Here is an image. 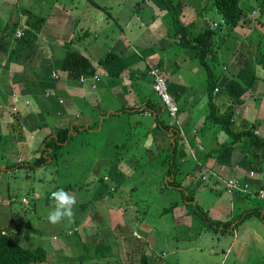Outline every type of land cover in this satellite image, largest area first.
<instances>
[{"label": "rangeland", "instance_id": "1", "mask_svg": "<svg viewBox=\"0 0 264 264\" xmlns=\"http://www.w3.org/2000/svg\"><path fill=\"white\" fill-rule=\"evenodd\" d=\"M136 2L138 0H20L18 6L23 10L31 11L30 16L23 14L25 21H33L35 26H40L41 22H45L43 32L47 37H58L53 33V29H56L61 21H69L66 32H69L72 26L76 28L75 32H81V29L93 28V25L86 23L85 18L100 19L101 21H103L102 18H105L104 21L108 20V23L101 25L100 21L96 28V32L100 34L98 40H101V46L104 47L108 43L104 42L105 38L101 35L104 28L110 24L108 29L112 35L113 31H116L114 21L117 17L116 13H120L123 17L128 11L125 14H122L121 11L129 9ZM257 2V10H260L256 14H253L250 4L249 7L243 9L255 22L260 20L264 23V6H262L264 0H257ZM1 3L3 4L4 1L0 0V5ZM4 6H0V11L2 9V13L6 15L11 13L7 2L4 3ZM68 6H74L73 8L82 11L84 19L62 18L59 9H69ZM18 12L17 10L15 16L18 15ZM37 15L38 18H35ZM39 17L44 19L40 20ZM7 20L8 18L3 21V16L0 15V32ZM14 20L16 18L12 17L9 21L12 23ZM208 20L220 23L222 18L215 12L212 17H208ZM262 26L252 28L254 32L247 39H240L238 42H236L235 34L231 32L225 38L223 45L216 46V53L219 55L217 73L222 72L225 73L224 75H229V71L240 69L238 73L242 74L248 69L244 58L235 61V47H238V54H243L246 57L249 70L255 72L257 78L254 82H249L251 87H249L248 81H245L248 80V78L245 79V76H243L245 80L241 81H237L238 77H233L236 85L231 84V86L234 88L241 86L245 91L242 93L235 89L230 95H226L225 87L223 90L225 95L221 93L218 102L223 108L228 104L231 105L235 129L242 128V123L245 121L249 124L253 122L260 126L256 133L258 135L260 133V136L264 137V83L259 80L264 75V69L260 61L255 60L261 53L264 54V24ZM194 29L192 32H196L197 29ZM83 40L86 41L87 37ZM107 41H110V38ZM189 69L193 70L195 74L197 86H201L205 71L199 61L196 60ZM233 98L240 100L249 98L251 102H254V105L250 104L251 106L248 107L246 104L245 108L247 109H243L238 103L232 102ZM34 100L32 97L33 106L35 105ZM6 106L7 109L0 107V124L3 121L2 117L10 111V103ZM92 116L93 122L85 123L84 120L75 119L73 114L70 117V122L75 123L76 127L84 124L86 127L91 126L94 129V122L98 118L100 120V116ZM104 116L105 121L101 130L82 133L73 138L70 144L69 159L66 158L65 164L59 163V166L50 164L37 168L29 166L28 164L40 156L38 153L40 147L34 146V144L26 146L23 140L18 139V133L16 135L14 130L11 131L10 128L7 130L0 126V230L10 235L16 243L25 249L43 248L47 252L46 261L37 264H139L142 253L150 258L151 263L154 262L153 260L163 257L164 259L155 261L157 264H264V224H260L256 218H251L236 224L233 228V225L239 221V214L249 204L247 203L244 208L242 204H235L231 213L232 201L229 195L223 191L224 188H221L222 191L219 189L216 192L215 189H211L209 182H200L201 177L199 179L197 176L194 177L196 179L193 180L194 183L191 186L183 183V186L188 189L187 192L193 196V202L190 204L185 201L180 190L165 185L164 166L161 163L164 154H160L156 162L143 165L139 172L138 168L141 165L131 157L132 148L125 149V147L111 170H114L115 174H119L118 176L124 180L136 179L138 181L136 189L132 192L129 191L130 194H122L120 189L122 186L110 177L106 182L103 181L104 183L100 184L99 177L102 178L104 172L99 169L108 166L99 163L107 159V155L110 156L109 148L118 143V132L113 129V126L119 124L118 121L125 120V116L122 114L120 117L112 119H109L107 114ZM199 118L201 119L202 116ZM169 121L177 123V118L175 121L169 118ZM56 129L51 132L41 130V133L36 137V139L41 138V149L43 140L52 135ZM165 144H161L160 150L165 149ZM106 149H108L107 155L102 153ZM29 154H32V157H27ZM239 154L244 159L246 158L241 164V168L245 171L252 170L255 174L259 165L258 161L262 159L261 151L244 148ZM72 155H74L73 158L76 157L79 160L73 159ZM33 157L35 158L33 159ZM75 167L79 168L80 177L75 178L72 175L71 170ZM68 172H70L71 178L68 177L69 175L66 176ZM184 178H186L185 182L191 180L190 177H184L183 173L177 176V180L180 181H183ZM93 179H97L95 182L98 186L88 193V184ZM218 183L220 187L221 183ZM38 185L40 186L39 190H37ZM67 185H72L68 192L76 197V204L73 208L74 217L71 222L65 219L59 224L53 225L47 220L49 211L55 206V203L49 199L50 193ZM116 198H119L120 202L123 201L122 208L118 207L119 201ZM89 202L93 204V208ZM104 202L112 204V207L106 204L110 212L102 210V206L106 207ZM82 203H86L90 208L85 209V213L81 212L80 205ZM173 203H177L176 207L166 214H162L163 208H169ZM249 203L251 206L261 205L257 198ZM193 205H197L201 211H195ZM207 213L213 220L218 219L224 222L231 219V225L226 231L207 227V223L204 221V214ZM134 215L139 218L135 220ZM120 219L122 222L117 224V221H121ZM82 229L86 245L109 243L114 257L94 259L91 254H85V248L88 246H84V241L81 242L78 238ZM149 229H154V234L148 235L145 239V233ZM138 234L141 239H138L140 238ZM144 240L147 243H144ZM115 246L119 251L126 250L130 257L126 255L118 257V250Z\"/></svg>", "mask_w": 264, "mask_h": 264}, {"label": "crops", "instance_id": "2", "mask_svg": "<svg viewBox=\"0 0 264 264\" xmlns=\"http://www.w3.org/2000/svg\"><path fill=\"white\" fill-rule=\"evenodd\" d=\"M3 1L4 3H8L9 6L7 7L11 9V13L6 15L2 13L1 9L0 15L3 16V21L8 18L2 29L7 23L11 24L9 20L15 17L16 20L14 22L17 23L15 33L25 28L30 33L26 37L23 35L18 44H14L12 39L11 43L8 44L6 52L0 54V107L6 108V105L10 103V111L2 117L3 121L0 126L8 130L13 122V116H17L21 128V134L18 139L23 140L26 146L34 144V146L40 147L38 152L40 153L41 138L36 139V137L41 133V130L51 132L55 128L76 127L75 123L70 122V117L73 114L75 115V119L91 123L93 122L92 115H99L101 121L102 117H105L102 116L103 114H107L108 116L110 113L126 107L142 110L148 103L159 105L157 107L160 110V120L172 127L164 107L158 102L151 86L149 70L157 66L163 73L169 92L180 110L177 123L173 124L180 133L178 139V158H180L183 165L181 174L183 173L184 177L191 178L188 182H185L186 178H184L182 187H184L183 183H186L185 185L190 184L191 186L194 183L193 180L196 179L194 177L197 176L199 179L201 177L200 182H209L212 190L215 189L218 192L219 189L222 191L221 188H224L223 191L226 192L224 180L233 178L242 179L252 171H245L241 168V164L246 158L244 159L239 154L240 151L232 145L213 153L207 160L203 159V155L209 150L214 148L218 151L219 146L223 142L228 141V137L215 128H203V120L209 109L208 99L204 94L206 77L202 79L203 84L197 86L195 74L193 70L189 69L196 62L197 58L193 53L176 44L173 36L174 27L171 16L161 0H138L129 9L121 11L122 14L128 11L123 17H121L120 13H116L117 17L114 20L116 31H113L111 35L108 29L110 24H107V28H104L101 34L105 38H103L104 42H108L104 47L101 46V40H98L100 34L96 32L97 25L101 21L100 19L92 20L85 18L86 23L93 25L95 29H81L82 32L89 30L87 40H82L71 45L69 41L75 35L76 28L72 26L71 30L66 32L65 30H68V20L59 22L57 26L55 25L57 28L53 29V33L58 37H47L43 32L45 30L44 22L42 26L38 27V31H35L33 27L26 24L23 9L18 6L20 0ZM4 3H1V5L4 6ZM257 3V0H239V5L242 9L249 7L250 4L253 14H256L260 10H257ZM212 4V0H173V5L176 7L181 24L186 26L194 23L196 31L203 28L204 25L213 27L219 23L208 20V17H212L216 12ZM73 7L68 6L69 9H59L62 18L73 19L74 17L76 20L84 19V13ZM17 10L19 11L18 15L15 16ZM245 13L246 20L244 24L232 31L237 39L236 42L240 39H247L254 32L252 28L261 27L264 24L260 20L255 22L246 11ZM102 20L101 25L108 23V20L104 21L105 18H102ZM109 38L110 41H107ZM234 52L235 61L244 58L248 69L242 72V74L238 73L240 69L237 71L233 70V72L228 70L229 75L219 72L218 88L217 92H214L217 104H219L218 101L221 98V93L224 94L223 90L225 87L227 89L226 95H230L235 89L237 92L242 91L243 93L245 91L241 86H236L235 88L231 86V84H235V78L233 77H238L237 81L248 78L245 81H248L249 87L252 86L250 83L254 82L257 78L255 72L249 70L250 67L246 57L243 54H238V47H235ZM67 53H78L88 57L96 68L94 75L97 76V79L94 81L92 76H81L80 78L68 76L62 68L63 60ZM101 58L104 60L103 64L98 62ZM255 60L260 61L264 69V54L261 53ZM105 68L116 69L120 72L119 77L107 78L105 76ZM32 69H35L36 72L31 76L30 81L28 80V82L33 83L31 86L25 80L27 74ZM224 69L226 68L224 67ZM53 73L57 75V79L51 77ZM243 76H245V79ZM261 77L259 80L261 83H264V75ZM81 78H84V82H80ZM46 94L49 96H46ZM32 97L35 99L34 106L32 105ZM241 100L242 104H240V108L247 109L245 108L246 104H248V107L251 106L250 104L254 105V102H251L249 98ZM26 102L29 104H26ZM83 112L88 116L83 115ZM199 116H202V118L200 119ZM129 124L130 138L126 143L125 149L132 148L130 154L141 165L138 168L140 172L143 165L156 162L160 154L165 155L163 151L167 148L169 140L163 132H158L159 130L154 122V114L151 111L148 112L146 110L141 114L131 115ZM81 125L84 128H88L84 124ZM258 127H260L259 124L256 126V132H258ZM170 136L171 134H169ZM162 143H166L164 150H160ZM28 156L32 157V154ZM73 159L76 160L77 158ZM258 163V169L252 182L253 189L264 185V161L259 160ZM78 170V167L71 170L75 178L80 177ZM99 170H103L104 172L103 181L106 182L110 177L122 186L120 187L122 194H130L136 189V184L138 183L136 179L132 178V181H129V178L124 180L121 176H118L119 174L116 175V172L111 170L110 167H102ZM121 174L123 173L121 172ZM97 179H93L88 184V193H91L98 186L97 182H95ZM218 182L221 183L220 187ZM99 183L102 184L104 182ZM177 190L181 191L180 188ZM228 195L233 205V209L230 208L231 213L236 206L235 204H242L244 208L248 203L249 206L245 207L242 210L243 212L257 206H251L249 203L253 199L256 200L254 196L237 193ZM116 200L119 201L118 207L122 208L121 203L123 201L120 202L119 198H116ZM244 200H247V202H244ZM124 203L127 204L126 202ZM89 204L93 208V204L91 202ZM104 204L112 207V204L109 202H104ZM107 205L106 207L102 206L104 212H110ZM88 208L87 206L86 210ZM138 218L134 215L135 220ZM251 218H256L260 224H264L256 216L246 220ZM227 221L231 222V219L224 222ZM120 222L122 220L117 221V224ZM153 230L149 229L145 233V239H147L148 235L154 234ZM83 232L84 230L80 232L78 238L79 241H84L86 245ZM134 232L136 233V231ZM139 237L138 239H141L140 235ZM143 242L147 243L146 240ZM116 249L118 250V257H125V255L130 257L126 253V250L122 249L119 251L118 247ZM161 259L164 258L161 257L159 260ZM156 260L159 261L158 259ZM156 260H153L152 264H156Z\"/></svg>", "mask_w": 264, "mask_h": 264}, {"label": "trees", "instance_id": "3", "mask_svg": "<svg viewBox=\"0 0 264 264\" xmlns=\"http://www.w3.org/2000/svg\"><path fill=\"white\" fill-rule=\"evenodd\" d=\"M171 16L173 27H174V39L176 44L181 48L188 50L193 53L197 60L199 61L201 67L205 71V89L204 94L208 99V113L203 120V128H215L217 131L222 132L228 137V141L223 142L218 151L216 149L209 150L203 159L207 160L213 153L221 151L226 146H234L237 150L241 151L244 148L254 149V151H261L260 160L264 161V137L259 136L256 133L257 124L248 122L242 123V128L235 129L234 123V113L231 105L228 104L223 108L222 105H219L215 102L214 92L218 88L219 82V72L217 73L218 66V55L216 53V46L223 45L225 43V38L238 26L244 24L246 20V13L240 7L239 0H212L213 8L216 10L222 18V21L218 23L215 27L204 25L203 28L199 29L196 32H192L194 28V23L191 25H182L179 21V15L176 10V7L173 5V0H161ZM263 2V1H262ZM264 6V5H262ZM261 7V6H259ZM24 14L30 16L31 11L23 10ZM38 18V15L35 16ZM39 19L41 20L42 17ZM44 19V18H43ZM42 19V20H43ZM44 22V21H43ZM41 22L42 26L44 23ZM28 26L33 27L35 31H38L39 26L32 21L26 20ZM17 23L13 22L11 24L7 23L1 31L0 36V54H4L7 50L8 44L13 39L14 44L20 43L13 34L15 33ZM30 32L23 30V35L26 37ZM32 35V34H31ZM89 30L78 32L76 31L75 35L70 39L69 44H76L81 42L85 37H88ZM100 64H103L104 60L101 58L98 61ZM159 69V67L155 66ZM62 68L68 76L72 78H80L81 76H93L96 72V68L93 66L92 62L88 57H85L80 54H66L63 60ZM35 69H32L31 72L27 74L26 83L33 85L30 81L31 76L34 74ZM120 72L116 69L105 68V76L107 78H118ZM232 102H236L239 105L242 104L240 99H232ZM159 105L146 104L144 109L140 110L139 108H120L114 113L108 115L109 119L120 117V115L125 116V120L122 122L118 121L119 124H114L113 129L118 132V143L109 148L110 156L106 153L108 149L103 150L102 153L107 155V159H104L99 164L103 166H108L112 168L114 162L117 160L118 156L122 150L126 147V143L130 138V124L129 118L134 114H141L144 111H151L154 114L155 126L158 128V132H163L166 137H168L167 148L165 149L164 158L161 160L162 165L164 166L165 179L164 183L167 187L181 189L185 201L193 202V196L191 193L187 192L186 187H182V181L177 180V176L181 175L182 163L180 158H178V139L179 131L175 125L172 127L168 126L167 123L163 122L159 118ZM103 114L102 116H104ZM104 117L100 121L99 118L94 123V129L91 126L88 128L82 127H66V128H57L54 133L48 138L44 139L42 142V149L40 151V156L35 158L29 166L32 168H37L42 165L50 164L52 166H59V163L66 162V158L69 159L70 144L74 137L79 136L82 133L95 132L96 130H101L103 128ZM174 127V128H173ZM11 131L14 130L20 135L21 128L17 116H13V122L10 126ZM169 134L171 136L169 137ZM17 135L18 137H20ZM248 145V147H247ZM246 153V152H245ZM246 156L248 155L245 154ZM258 158V157H257ZM66 166V165H65ZM162 166V167H163ZM66 168V167H64ZM69 175V176H68ZM67 176L70 177V172L67 173ZM71 178V177H70ZM100 182H103V178L99 179ZM72 185H67L63 187L66 191L71 190ZM176 203H173L169 208H165L162 211V214H166L176 207ZM195 211H201L197 205H193ZM81 212L84 213L87 208L86 203L80 205ZM192 212V210H191ZM203 212V211H202ZM206 213V212H205ZM194 214V213H193ZM256 216L259 220L264 223V204L257 205L254 208L247 209L239 217V221L233 225L235 228L236 224L244 222L246 219ZM204 221L207 223V227L212 229H222L226 231L231 222H221L218 220H213L208 213L204 214ZM84 246H88L85 245ZM85 254H91V257L94 259H107L114 257V253L107 243H99L94 245H89L85 248ZM47 252L41 248L37 247L34 249H25L16 243L13 238L0 230V264H37L44 263L46 261ZM116 256V255H115ZM82 257V256H79ZM157 261V260H156ZM139 264H152L150 258L142 253L139 259ZM157 264V263H156Z\"/></svg>", "mask_w": 264, "mask_h": 264}, {"label": "built area", "instance_id": "4", "mask_svg": "<svg viewBox=\"0 0 264 264\" xmlns=\"http://www.w3.org/2000/svg\"><path fill=\"white\" fill-rule=\"evenodd\" d=\"M215 26L216 25H214L213 27ZM22 36H23L22 30L16 31L15 37L17 39L22 38ZM51 76L53 79H57L56 74L53 73ZM149 77L151 79L152 90L155 92L158 102L164 107L168 117L175 121L176 118L178 117L179 109H178V106L175 104L174 99L169 92L168 84H167L165 77L163 76L160 69L156 67H152L149 70ZM92 79L95 81L97 79V76L96 75L92 76ZM80 82H84V78H81ZM215 92H217V89L215 90ZM46 96H49V95L46 94ZM26 104H29V103L26 102ZM175 122L174 123L171 122V124L173 125L175 124ZM254 177H255V174L253 171H251L246 177L242 179H238V178L226 179L223 181L225 190L228 194L237 193L241 195L254 196L261 203L264 204V185L257 189H253L252 182H253Z\"/></svg>", "mask_w": 264, "mask_h": 264}, {"label": "clouds", "instance_id": "5", "mask_svg": "<svg viewBox=\"0 0 264 264\" xmlns=\"http://www.w3.org/2000/svg\"><path fill=\"white\" fill-rule=\"evenodd\" d=\"M39 187L38 185L37 190ZM49 199L55 203V206L47 215L48 222L53 225L65 219L71 222L74 217L73 208L76 204V197L65 189L59 188L50 193Z\"/></svg>", "mask_w": 264, "mask_h": 264}]
</instances>
